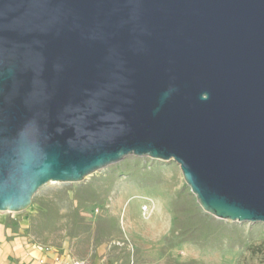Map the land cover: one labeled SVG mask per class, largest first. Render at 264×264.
<instances>
[{"label":"water","instance_id":"obj_1","mask_svg":"<svg viewBox=\"0 0 264 264\" xmlns=\"http://www.w3.org/2000/svg\"><path fill=\"white\" fill-rule=\"evenodd\" d=\"M126 156L264 222V0H0V211Z\"/></svg>","mask_w":264,"mask_h":264},{"label":"rangeland","instance_id":"obj_2","mask_svg":"<svg viewBox=\"0 0 264 264\" xmlns=\"http://www.w3.org/2000/svg\"><path fill=\"white\" fill-rule=\"evenodd\" d=\"M6 214L14 235L90 264H264V222L204 211L174 160L126 156Z\"/></svg>","mask_w":264,"mask_h":264},{"label":"crops","instance_id":"obj_3","mask_svg":"<svg viewBox=\"0 0 264 264\" xmlns=\"http://www.w3.org/2000/svg\"><path fill=\"white\" fill-rule=\"evenodd\" d=\"M8 217L6 212L0 211V264H28L37 258H44L47 264H65V259L78 258L52 248L35 246L24 237L14 235Z\"/></svg>","mask_w":264,"mask_h":264},{"label":"built area","instance_id":"obj_4","mask_svg":"<svg viewBox=\"0 0 264 264\" xmlns=\"http://www.w3.org/2000/svg\"><path fill=\"white\" fill-rule=\"evenodd\" d=\"M141 209L143 212H146L147 206L142 205ZM28 264H47V262L44 258H37L35 260L30 261ZM65 264H89V262L81 258H70L69 260L65 259Z\"/></svg>","mask_w":264,"mask_h":264}]
</instances>
